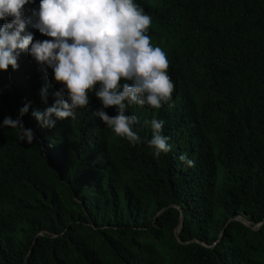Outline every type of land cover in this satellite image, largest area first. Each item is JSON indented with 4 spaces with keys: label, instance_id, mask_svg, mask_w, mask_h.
Masks as SVG:
<instances>
[{
    "label": "trees",
    "instance_id": "obj_1",
    "mask_svg": "<svg viewBox=\"0 0 264 264\" xmlns=\"http://www.w3.org/2000/svg\"><path fill=\"white\" fill-rule=\"evenodd\" d=\"M139 1L0 0V264H264V0Z\"/></svg>",
    "mask_w": 264,
    "mask_h": 264
},
{
    "label": "clouds",
    "instance_id": "obj_2",
    "mask_svg": "<svg viewBox=\"0 0 264 264\" xmlns=\"http://www.w3.org/2000/svg\"><path fill=\"white\" fill-rule=\"evenodd\" d=\"M42 6L61 11L66 7L76 17L74 28L83 46L126 50L140 37L139 28L149 22L139 0H40ZM244 224H247L243 221ZM248 225V224H247Z\"/></svg>",
    "mask_w": 264,
    "mask_h": 264
}]
</instances>
